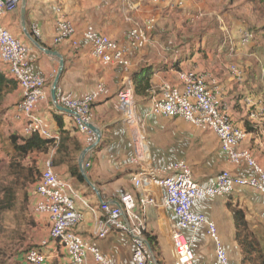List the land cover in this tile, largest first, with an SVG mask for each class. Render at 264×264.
<instances>
[{"label": "crops", "instance_id": "obj_1", "mask_svg": "<svg viewBox=\"0 0 264 264\" xmlns=\"http://www.w3.org/2000/svg\"><path fill=\"white\" fill-rule=\"evenodd\" d=\"M183 1V7H186L188 0ZM145 5L144 0H27L26 31L31 38L21 26V6L2 21L7 30L28 46L31 72L47 81V98L37 106L35 114L49 123L54 134L61 131L57 122V118H60L63 131L82 148L78 155L72 153L69 160H65L63 151L58 152V148H52L48 155L43 156V160L52 158L55 172L72 182L76 206L83 212V221L76 231L85 240L96 242L110 264H132L134 244L127 234L121 232L97 240L99 221L103 216L100 211L101 202L117 203L126 193L133 194L137 199L143 194L160 199L164 195V189L156 181L165 177L168 167L179 162H185L190 167L194 180L202 187L211 185L223 171H230L240 177L255 176L251 167L245 164L234 165L229 161L214 133L179 118L162 117L150 112L152 102L160 96L164 84L181 85L180 71H196L211 76L210 88L218 93L233 123L248 133L241 148L249 149L264 170V118L251 120L244 109L246 98L264 101L263 66L258 76L252 62L243 63L245 76L242 82L237 81L230 72L228 57L231 58L234 51L227 45L233 38L229 31L225 32L228 38L222 31L224 40L211 43L210 38L214 33L212 30L200 33L178 24L173 26V20L177 21V17L171 10L178 6V0L155 4L154 6L159 7L158 10L149 11ZM247 7L244 6L246 11ZM62 18L72 22L77 29V47L71 41L55 44L57 24ZM148 18L156 20L149 35V44L143 49L131 48L130 29ZM88 26L127 49L131 63L129 69L119 65L105 67L95 60L91 44L82 36ZM177 34H180V39ZM34 42L47 50L56 51L64 61L58 83L62 100L81 99L93 93L102 82L108 89V95L92 105V124L101 134L99 143L85 157V161L90 163L85 174L93 187L85 179V183H80L74 171L76 164L79 168V157L87 147V136L76 130L73 115L58 109L52 100L51 85L60 68L61 59L46 54ZM148 68L153 72L152 89L147 96H136L137 113L143 120V133L148 147L146 166L154 174L144 192L133 184V177L144 165L131 163L134 155L132 129L122 117L117 94L128 82L132 83L134 76ZM3 77L8 82L2 81L0 85V158L4 157L11 136H23L26 123L25 117L19 112V104L23 99L22 89L8 74L7 67L0 66V78ZM65 146L70 150L73 148L69 141ZM79 172L81 173L80 168ZM84 201L94 211L86 208ZM193 209L215 223L232 264H242L243 260V249L238 243L236 210H241L244 214L246 229L241 231L254 232L264 253L263 194L251 189L236 188L227 197L198 200ZM141 212L144 213L148 233L158 244L157 254L153 252L156 261L175 264V250L171 240V226L177 221L174 212L163 206H148L141 209ZM183 234L193 243V264H217L215 244L206 227L197 231L187 229ZM45 252L46 264H72L65 248L56 241H49Z\"/></svg>", "mask_w": 264, "mask_h": 264}, {"label": "built area", "instance_id": "obj_2", "mask_svg": "<svg viewBox=\"0 0 264 264\" xmlns=\"http://www.w3.org/2000/svg\"><path fill=\"white\" fill-rule=\"evenodd\" d=\"M127 1L128 0H124ZM158 4L166 0H151ZM22 0H0V66L8 69V74L22 89L23 99L19 104V112L25 117L24 135L38 133L42 137L59 139L50 129L47 121L35 114L37 106L47 98V81L44 77L31 72L30 50L9 30L2 21L4 17L18 11ZM184 1L178 0V6ZM156 25L154 18H148L135 24L130 29L129 44L131 48L143 49L149 42V33ZM35 33H39L35 28ZM77 29L72 22L62 18L57 24L55 44L71 41L74 47L79 45L76 40ZM83 38L91 44L92 55L102 66L119 65L129 69L131 63L127 49L120 46L109 36L88 26L82 32ZM240 39V38H239ZM254 36L248 32L241 33V45L246 46ZM234 51V49H233ZM230 72L239 82L245 76L244 71L231 65ZM181 85L164 84L160 96L152 102L150 112L167 118H179L204 131L214 133L220 142L222 150L234 165L245 164L255 171L254 177H240L230 171L221 172L209 186H200L193 178L190 167L185 162H179L168 167V173L156 181L163 189L160 198L143 194L137 199L133 194L126 193L117 203L102 202L100 211L103 213L99 221L97 240H102L115 232L127 234L133 241L134 252L132 264H155L153 251L148 243L146 233L148 227L141 209L148 206H163L170 208L177 221L171 226V240L175 250V264H193V243L189 242L183 231L207 228L210 239L215 244L217 264H232L220 238L215 223L207 220L204 215L197 214L194 203L203 199H215L231 195L236 188L251 189L264 195V170L256 162L249 149L241 148L246 139V130L237 127L229 116L225 105L217 92L209 86L211 76L208 73L196 71H180ZM108 95V89L102 82L97 89L78 100H62V93L57 89V104L73 112L78 132L87 136V155L92 153L97 145L96 135L87 127L92 123V105L101 97ZM117 100L123 119L132 129L134 155L131 163L144 165L133 177L136 188L149 187L154 174L148 170V147L143 133V120L137 113L136 96L131 82H128L117 94ZM244 109L251 120L264 118V101L252 97L244 101ZM96 144V145H95ZM90 166L84 162V169ZM38 201L35 212L46 214L51 222L49 241H56L65 248L72 264H110L97 247L96 242L85 240L76 228L83 221V212L75 202V191L69 179L60 177L54 169L52 158L46 159L41 179L37 184ZM91 211L90 204L83 202ZM49 241H44L37 248L26 254L27 264H45L47 260L45 249Z\"/></svg>", "mask_w": 264, "mask_h": 264}, {"label": "rangeland", "instance_id": "obj_3", "mask_svg": "<svg viewBox=\"0 0 264 264\" xmlns=\"http://www.w3.org/2000/svg\"><path fill=\"white\" fill-rule=\"evenodd\" d=\"M144 3L149 11L159 9L150 0H144ZM247 3V0H188L186 7L181 6L179 8V6L176 7L177 9L171 10L177 17V21L173 20V26L178 24L181 27L194 29L200 33L203 30H212L214 33L210 38L211 43L224 40L222 33L229 31L233 38L230 39L231 41L227 45L234 49L233 56L228 57L231 65H235L245 73L243 63L252 62L258 76H260L261 66L264 68V8L261 10L258 8L259 6H256L259 12L254 16L250 13L251 10L247 7ZM245 5L247 11L244 8ZM256 17L263 18V20L257 21ZM242 32L253 35V42L251 41L248 45L242 46ZM225 36L229 37L226 33ZM177 38L180 39V34H177ZM55 135L60 138L59 132ZM15 155V152H12L9 158L4 155L3 162H0L1 168L4 169L0 173V190L9 187L8 182L12 178L8 177V167ZM45 161L43 156L35 154L25 159L23 165L26 169L32 171L36 182L27 185L21 181V185L16 189L13 199L12 190H8L6 194L0 191V264H23L24 261L26 262V253L29 250L39 247L44 241H49L51 232L49 216L35 212L36 188L39 179H41ZM8 204L10 209H5Z\"/></svg>", "mask_w": 264, "mask_h": 264}, {"label": "trees", "instance_id": "obj_4", "mask_svg": "<svg viewBox=\"0 0 264 264\" xmlns=\"http://www.w3.org/2000/svg\"><path fill=\"white\" fill-rule=\"evenodd\" d=\"M247 2L248 3L246 5L250 8L251 14L254 16L259 12L258 8L261 10L264 8V0H247ZM256 6L259 7L257 8ZM256 20L260 21L263 20V18L256 17ZM152 76L153 72H151L149 68L146 69V71L144 70V72H142L140 75L134 76L132 85L135 96L148 95V92L152 89ZM2 81L8 82V80L4 79V77L0 78V85ZM57 122L61 129L60 138L58 140L55 138L42 137L38 133H33L31 135H24L23 133V136L13 135L9 138L8 149L5 151V155L8 156V158L12 152H15L16 155L13 157V161L8 167V177L12 178L11 181L8 182L9 187L1 189V192L6 194L8 190H12L11 192L13 199L16 189L21 185V181L27 185H32L36 182V180H34L32 171L30 169H26L25 165H23V162L29 156L33 154L45 156L48 155L52 148H58V152H64L65 160H69L72 153L78 155L81 152L82 148L80 145L73 139H70L69 136L66 135L65 131H63L62 120L57 118ZM68 141L70 142L71 146H73L71 150L68 146H65ZM3 160L4 158H0V162H3ZM3 170L4 169L0 166V173ZM74 171L77 180L80 183H85L84 177L79 172L77 164L75 165ZM5 209H10L9 204L7 207L5 206ZM235 220L238 228V243L243 249L242 264H264V253L261 251V245L257 235L254 232L245 231L243 233V231H241L242 229H246L244 228L246 226V223L244 222V214L241 210L235 211ZM146 237L152 251L156 255L158 252V244L155 238L149 233H146ZM158 264L161 263L158 261Z\"/></svg>", "mask_w": 264, "mask_h": 264}, {"label": "water", "instance_id": "obj_5", "mask_svg": "<svg viewBox=\"0 0 264 264\" xmlns=\"http://www.w3.org/2000/svg\"><path fill=\"white\" fill-rule=\"evenodd\" d=\"M26 5H27V0H22L21 9H20V20H21V26H22L23 30L25 31L26 35L31 38L32 36L26 31ZM34 43L36 44V46L40 50H42L46 54H49V55H52V56H57V57H59L61 59L60 68L58 70V73H57L55 79L53 80L52 85H51V96H52V100H53L54 105H56V107L58 109H60L63 112H66V113H69L71 115H74L73 112H71L70 110H68V109H66L64 107H61V106H59L57 104L58 83H59L60 77H61L63 69H64V61H63V59L59 56V54L56 51L47 50V49L43 48L39 43H37V42H34ZM87 127L96 135V137H97V143L96 144H98L100 139H101V134H100L99 130L92 123H89L87 125ZM87 152H88L87 149H84L82 151V153H81V155L79 157L78 163H79V168H80L81 174L84 177L85 181L87 182L88 185L93 187V185L91 184L89 179L86 177V174H85L86 172H85V169H84V162H85V157H86ZM155 264H158L156 262V259H155Z\"/></svg>", "mask_w": 264, "mask_h": 264}]
</instances>
